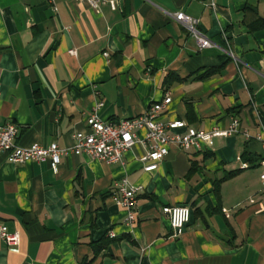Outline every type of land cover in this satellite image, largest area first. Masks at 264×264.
I'll list each match as a JSON object with an SVG mask.
<instances>
[{
    "label": "crops",
    "instance_id": "crops-1",
    "mask_svg": "<svg viewBox=\"0 0 264 264\" xmlns=\"http://www.w3.org/2000/svg\"><path fill=\"white\" fill-rule=\"evenodd\" d=\"M115 3L0 0V126L15 124L22 147L70 150L98 104L113 124L170 96L163 121L206 133L237 121L236 132L215 139L211 158L171 146L153 173L144 131L117 164L70 153L54 172L0 157V224L20 236L16 247L0 239V264H264V28L249 25L264 20V0ZM176 13L215 46L197 49ZM123 180L141 187L134 223L115 200ZM175 205L192 210L177 237L163 213Z\"/></svg>",
    "mask_w": 264,
    "mask_h": 264
},
{
    "label": "built area",
    "instance_id": "built-area-1",
    "mask_svg": "<svg viewBox=\"0 0 264 264\" xmlns=\"http://www.w3.org/2000/svg\"><path fill=\"white\" fill-rule=\"evenodd\" d=\"M88 4L92 9L99 10L103 4H110L116 8L115 0H75ZM55 7V0H50ZM177 22L185 25L191 32L194 43L199 50L213 48L214 43L197 29L198 21L184 13L172 15ZM72 55L76 53L70 52ZM107 56V55H106ZM1 93V91H0ZM172 102L170 96L163 101L152 105L145 113L138 117L122 119L115 124L105 125V120L98 115L103 104H98L87 115L86 125L89 133L77 132L74 134L75 144L72 149H62L57 144L48 147L32 145L22 147L17 144L19 128L15 124L0 126V157L5 156L14 164L29 162H49L52 170L57 172L62 158L70 153L80 156L86 155L106 164L122 163L123 157L139 140L138 133L145 132L144 142L146 154L141 158L146 173H153L159 169L160 163L168 155L171 146H177L184 151L205 153L213 147L215 139L226 138L236 132L238 122L234 121L229 130L215 129L212 132H200L182 120L163 121L161 112ZM264 149V138L262 139ZM261 181L264 186V161L261 163ZM115 200L119 206L129 210L127 222L136 221L135 204L137 195L141 191L139 186H130L126 180L116 185ZM163 213L170 221L175 236H180L185 227L191 222L192 210L188 206L175 205L163 208ZM111 237H114L111 234ZM0 239L9 247H16L20 242L18 233H10L5 225L0 224ZM11 251H17L12 249Z\"/></svg>",
    "mask_w": 264,
    "mask_h": 264
},
{
    "label": "trees",
    "instance_id": "trees-1",
    "mask_svg": "<svg viewBox=\"0 0 264 264\" xmlns=\"http://www.w3.org/2000/svg\"><path fill=\"white\" fill-rule=\"evenodd\" d=\"M249 25H250L251 31H253V30H261V29L264 28V20H262L261 18L257 17L256 20L254 21V23H251ZM205 157L206 158H211V157H213V154L212 153H208V151H207V152H205ZM251 159H252L251 156L248 155L247 153L243 154V156H242V160L245 161V162H250ZM240 171L241 170L230 172L223 179L219 180L216 183L217 193L219 192V187H220L222 182H224L225 180H229L230 178H232L233 176L238 174Z\"/></svg>",
    "mask_w": 264,
    "mask_h": 264
},
{
    "label": "bare ground",
    "instance_id": "bare-ground-1",
    "mask_svg": "<svg viewBox=\"0 0 264 264\" xmlns=\"http://www.w3.org/2000/svg\"><path fill=\"white\" fill-rule=\"evenodd\" d=\"M113 124H115V123H113ZM105 125H112V123H107V122H105Z\"/></svg>",
    "mask_w": 264,
    "mask_h": 264
}]
</instances>
